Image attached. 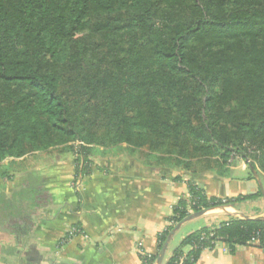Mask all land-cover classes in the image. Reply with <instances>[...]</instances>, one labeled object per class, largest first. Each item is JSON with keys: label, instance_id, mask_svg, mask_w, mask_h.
Segmentation results:
<instances>
[{"label": "trees", "instance_id": "obj_1", "mask_svg": "<svg viewBox=\"0 0 264 264\" xmlns=\"http://www.w3.org/2000/svg\"><path fill=\"white\" fill-rule=\"evenodd\" d=\"M99 147L190 176L140 264H155L188 205L261 196L223 203L193 176H229L239 157L264 178V0H0V162L71 153L85 175ZM255 233L264 241V220L231 216L184 236L164 264Z\"/></svg>", "mask_w": 264, "mask_h": 264}, {"label": "crops", "instance_id": "obj_2", "mask_svg": "<svg viewBox=\"0 0 264 264\" xmlns=\"http://www.w3.org/2000/svg\"><path fill=\"white\" fill-rule=\"evenodd\" d=\"M50 151L0 162V264H140L142 253L157 252V234L186 195L190 176L184 170L145 162L121 147L94 148L79 199L70 187L74 154ZM258 179L263 187L258 174L209 170L193 176L206 195L225 198L255 193ZM236 212L264 216V196L211 208L200 217L203 226H217ZM72 226L81 233L59 244ZM165 254L166 249L161 264ZM196 264H264V249L247 243L231 249L218 240Z\"/></svg>", "mask_w": 264, "mask_h": 264}, {"label": "rangeland", "instance_id": "obj_3", "mask_svg": "<svg viewBox=\"0 0 264 264\" xmlns=\"http://www.w3.org/2000/svg\"><path fill=\"white\" fill-rule=\"evenodd\" d=\"M96 152L97 151H95V153ZM116 152H118L117 149H116ZM228 165H229V168H231L234 165H240V166H242L243 168L246 169L245 171H242V170H239V169H233V170L229 169V174L230 175L238 176L240 174L241 175H246L247 174V177H248L249 173H248L247 170L250 169V168H249V165L246 162V160L241 159L239 157H235ZM197 173H199V172H197ZM262 188H263V191H264V185H263ZM222 207H224V206H222ZM226 207H228V206H226ZM168 224H171V223L168 221ZM185 224L186 225H182L178 230H176L172 234L171 238L169 239L168 244H167V248H166V254H165L164 262H165V260H166V258L168 256V254L179 244V242L181 241V239L184 236H186L187 234H189V233H191L193 231H196L198 228L202 227L205 224V218L202 217V216L201 217L199 216V217H196L194 219H191V220L187 221ZM174 226H175V224H174Z\"/></svg>", "mask_w": 264, "mask_h": 264}, {"label": "built area", "instance_id": "obj_4", "mask_svg": "<svg viewBox=\"0 0 264 264\" xmlns=\"http://www.w3.org/2000/svg\"><path fill=\"white\" fill-rule=\"evenodd\" d=\"M79 143V142H78ZM246 162H248L246 160ZM82 165V163H81ZM84 175L80 174V173H73V177H72V181L70 183V187L73 189L74 193L77 195V197L79 199H81V194H80V185H81V181L83 179ZM187 197V194L185 195ZM189 197H187L188 199ZM225 197H221V201L223 203L226 202ZM226 206H230V205H225L224 207L226 208ZM204 209V208H203ZM195 212V209L192 208L190 205L187 206V213L188 215ZM238 217H240L239 215H237ZM76 233H81V230L77 227V226H72L68 232L66 233V235L60 239L59 244L64 243L66 240L70 239V237ZM247 244H251L257 247H260L262 249H264V241H261L260 238L257 236V234L255 233L247 242ZM206 249V248H204ZM203 249V250H204ZM147 256H150L151 254L145 253ZM183 261V258L181 257L180 260L176 263V264H181Z\"/></svg>", "mask_w": 264, "mask_h": 264}, {"label": "water", "instance_id": "obj_5", "mask_svg": "<svg viewBox=\"0 0 264 264\" xmlns=\"http://www.w3.org/2000/svg\"><path fill=\"white\" fill-rule=\"evenodd\" d=\"M249 168L250 170L253 172L254 176L257 177V173L254 171L253 167L249 164ZM258 183H259V187L262 193V196H264V191L262 188V183L261 181L258 179ZM210 208H204V209H200V210H196L195 212L185 216L180 222H178L177 224H175V226L171 229V231L169 232V234L167 235L164 243L162 244L161 249L159 250L158 254H157V258H156V262L155 264H161L162 259H163V255H164V251L166 249L167 243L169 241V239L171 238L172 234L179 228V226L185 222L188 221L190 219H193L195 217H198L204 213H206ZM236 215H239L240 217H243L245 219H259V220H264V216H257V217H253L247 214H244L243 212H236Z\"/></svg>", "mask_w": 264, "mask_h": 264}]
</instances>
